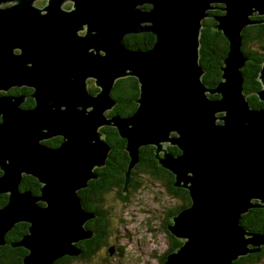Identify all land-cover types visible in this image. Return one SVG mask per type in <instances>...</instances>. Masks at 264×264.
<instances>
[{"label":"water","instance_id":"obj_1","mask_svg":"<svg viewBox=\"0 0 264 264\" xmlns=\"http://www.w3.org/2000/svg\"><path fill=\"white\" fill-rule=\"evenodd\" d=\"M29 1L13 0L9 13H0V89L34 78L43 117L34 124L36 109L23 115L20 94L0 96V193H8L0 207V245L14 223L23 221L27 232L12 244L27 250L23 264H52L78 253L75 243L90 236L84 223L93 214L86 213L77 190L105 162L109 148L99 128L107 124L125 139L129 156L122 191L141 146L158 151L170 143L181 150L158 159L190 200L166 226L183 242L162 264H233L259 253L264 233L249 230L240 218L252 208L264 210V60L254 91L263 105L252 107L243 88L247 58L241 40L244 27L264 24V18H254L264 15V0H76L74 13L49 0L42 16L24 7ZM145 2L151 7L141 10ZM211 2L222 3L217 8L223 13L209 15L207 9L216 7ZM208 16L228 41L214 87L199 80L197 49ZM84 25L85 34L78 35ZM142 30L155 35L150 48L123 45L126 35ZM35 41L43 68L23 71V55L32 53L23 44ZM15 46L21 54L10 50ZM36 57L27 60L35 65ZM126 76L137 80L136 106L126 116L107 115L115 104L110 90ZM89 79L98 87L94 93ZM58 134L63 140L57 147L39 140ZM23 173L38 179L39 193L19 188Z\"/></svg>","mask_w":264,"mask_h":264},{"label":"flooded vegetation","instance_id":"obj_2","mask_svg":"<svg viewBox=\"0 0 264 264\" xmlns=\"http://www.w3.org/2000/svg\"><path fill=\"white\" fill-rule=\"evenodd\" d=\"M49 0H31L24 3V7H32L38 15L42 16L47 13L45 6H48ZM13 0H1L0 1V13L8 14L12 5ZM56 5L59 10L64 13H74L76 10V0H56ZM141 10H146L151 7L148 2L143 3ZM255 17V16H254ZM148 22H144L143 25H147ZM86 32V25L83 28H78L77 34L82 35ZM131 37L132 46L129 47L125 43V38ZM155 39V35L148 30L138 31L132 34H128L123 39V45L131 50H146L150 48L152 42ZM24 48L30 49L32 53L23 55V60L25 59L24 66L27 67L23 71H41L43 68L42 60L36 57L42 52L41 45L38 41L31 43H24ZM15 55L22 53V49L19 46H15L10 49ZM36 57L35 65L33 61L27 60ZM34 79V78H33ZM31 79L23 80V84L20 86H11L7 90L0 89L1 95H22L23 101L19 104L20 109L23 110V115L27 111H32L36 109L34 124H42V108L37 106V100L40 95H35V90L39 85L37 81ZM90 81H87V87L91 93L92 88L95 87L93 81V87L89 86ZM113 87V86H112ZM112 90V88H111ZM110 90V91H111ZM110 98L115 101L110 93ZM116 102V101H115ZM115 105V104H114ZM27 108V109H26ZM110 110L106 111L107 115H112L117 112L111 113ZM0 122L2 121V115L0 114ZM38 134V133H36ZM175 132H171L170 136H174ZM40 142L47 144L48 146L57 147L61 144L63 136L58 134L47 139H39ZM168 144L166 150L162 146L158 151L155 150L153 145H149V150L151 151L152 163L146 161H140L137 166L145 171L138 174L135 177L134 172L131 173V180L129 181L126 191H122L124 173L127 168L123 171V175L117 174L112 177L111 171L103 169V166L108 167V164H104L100 167H96L95 172H107V176L103 178L106 181L108 178L112 177L113 181L110 183L104 182L100 187L101 193L97 194L98 199H91L90 202L86 201L85 205L82 202V197L79 195V190H86L89 184L88 180L85 187L77 190V195L80 199L81 205L87 214H93L89 217L85 223L84 228L90 232V236L85 239L90 238L93 245L96 246V250L92 251L87 257L90 262L85 264H160L163 256L170 247L172 238L164 231L167 224L172 222V216L177 213L180 209L185 207V188L180 184L174 185L175 176L174 173L169 169L158 164V159L167 153L172 156H177L181 153V150L175 144ZM113 148V145L111 149ZM110 150V149H109ZM107 151V154L109 152ZM107 158V156H106ZM129 159V157L127 156ZM106 160V159H105ZM139 161V160H138ZM128 162V160H127ZM136 164L131 169L135 170ZM149 164L157 167V172L162 174L161 180L158 179L162 184H171V192H167L165 199L163 200L161 195H153L150 189L149 176ZM28 178L30 180H35V182L40 186L37 178L31 174L23 175V179ZM98 180L96 178H92ZM134 180L141 181V185L138 187V192L132 193L131 187ZM23 190H29L34 192L31 188H23ZM171 218V219H170ZM26 225L28 223L24 222ZM95 225H100L101 230L94 229ZM148 233V237L143 232ZM163 234L164 243H160V235ZM175 239V237L173 236ZM79 240L75 243L76 248L79 250L80 256L86 257V251L80 249L77 245ZM7 245V244H5ZM12 252L5 258L0 259V264H18V259H22V256L27 253V250L23 247L16 246L11 247ZM23 250L22 256H20V251ZM69 254H64L61 257ZM75 255V254H74ZM59 257V258H61ZM56 259L52 264H60V260ZM108 259V261H106ZM3 260L4 262H2ZM22 264V262H21ZM84 264V263H78Z\"/></svg>","mask_w":264,"mask_h":264},{"label":"trees","instance_id":"obj_3","mask_svg":"<svg viewBox=\"0 0 264 264\" xmlns=\"http://www.w3.org/2000/svg\"><path fill=\"white\" fill-rule=\"evenodd\" d=\"M254 18L260 19L263 16H255ZM215 22V21H214ZM244 35V42L245 45L253 42L255 45V49H244L245 54L248 56L249 59L245 62V65L242 68L243 76H244V83L243 88L245 94L250 102L251 106H259L262 104L254 91L260 88V82L257 80L258 70L260 68L261 62L264 60V24H255L249 25L244 27L243 29ZM125 43L129 47L132 46V39L131 37L125 38ZM199 62L205 68V72L202 75V79L205 82L213 83L214 85L219 80L220 69L222 62L221 60L226 55L228 42L227 39L222 36L220 31L212 30V21L208 20L207 18L202 20V25L200 29V36H199ZM247 42V43H246ZM244 45V47H245ZM243 47V48H244ZM207 70V71H206ZM96 88H92V91L95 92ZM93 92V93H94ZM111 95L113 99L116 101V105L112 106L111 113L117 112V114L121 116H126L133 112L136 103L134 102L137 95H138V86L137 80L133 76H126L115 80L114 85L111 90ZM213 96H218L214 94ZM110 110V109H109ZM101 130L103 132L104 140L109 147V152L107 154V158L105 160V164H108V167L103 166V169L110 170L112 177L116 176L117 174L123 175V171L127 166V156L128 153L124 148L125 139L121 138L116 130L115 127L112 126H102ZM113 145V148L111 149ZM149 145H144L139 148V157L138 163L140 161H146L149 163L153 162L151 158V151L148 149ZM137 163V164H138ZM136 164V166H137ZM149 176L152 180L159 181L161 180L162 174L158 173L157 167L152 164H149ZM145 170L142 168L135 167L134 172L135 177H138L139 173L144 172ZM99 177L98 180L91 179L89 181L88 187L86 190L80 189L79 195L82 197V202L85 205V202L93 199H98L97 194L101 193L100 187L106 183H110L113 181V178L110 177L106 181L103 180L107 176V172H97ZM162 184V183H161ZM141 185V181L134 180V183L131 187V191L135 190L137 192L138 187ZM165 186L166 192H171V184L164 183L162 184ZM39 185L35 182V180H30L28 178L22 177V180L19 184V188H31L34 193H39ZM185 193L188 194L187 191ZM187 198H185L186 200ZM8 201V193H0V207L6 204ZM181 210V209H180ZM241 222L252 231H259L264 233V210L261 208H252L247 213L241 215ZM28 225V224H27ZM27 225L23 221H17L14 223L13 227L7 231L4 235L5 244L0 245V259L5 258L9 255L12 250L11 247L13 243L19 241L21 236L26 234L27 232ZM167 226V225H166ZM94 229L101 230L102 227L100 225H95ZM164 231L172 238V242L168 249V252L172 251L173 248H177L181 242L180 240L174 239L173 236L170 234L169 230L164 228ZM147 237V233L143 232ZM77 245L80 247L81 250L86 251V257L80 256V253H77L73 256L65 255L61 258L60 264H78L80 263H88V256L91 254L92 251L96 250V246L93 245L90 238L86 240H82V242H78ZM166 251V253H168ZM165 253V255H166ZM23 250L20 251V256H22ZM163 256V259L165 257ZM264 257V250L259 253L250 254L248 253L246 256L239 257L237 261H234L233 264H247L249 262H255ZM161 260V263L163 262ZM4 262L3 260H1ZM108 261V259L106 260ZM18 264H21L20 259H18ZM23 264V263H22Z\"/></svg>","mask_w":264,"mask_h":264},{"label":"rangeland","instance_id":"obj_4","mask_svg":"<svg viewBox=\"0 0 264 264\" xmlns=\"http://www.w3.org/2000/svg\"><path fill=\"white\" fill-rule=\"evenodd\" d=\"M210 6H216V7H214V8H208L207 9V12L209 13V15H217V14H222L223 12L220 10V8H217V7H222L223 6V4L222 3H220V2H211L210 3ZM263 18H264V15H263ZM205 19V18H204ZM207 19L208 20H211L212 21V25H215L216 23L214 22L215 21V19H214V17L213 16H208L207 17ZM201 25H202V21H201ZM201 29V28H200ZM212 30H216V31H219V30H217V29H212ZM200 36V35H199ZM223 36V35H222ZM228 42V41H227ZM247 43V42H246ZM199 44H200V42H199ZM244 45H245V42H244V35H243V31H242V40H241V49H242V51L244 52V49H250V50H252V49H255V43H253V42H250L249 44H246L245 45V47H244ZM199 47H200V45H199ZM199 47H198V52H199ZM244 47V48H243ZM256 47H257V45H256ZM227 50H228V47H227ZM245 53V52H244ZM246 55V54H245ZM246 58L247 59H249L248 58V56L246 55ZM247 61V60H246ZM245 61V62H246ZM221 62H222V60H221ZM222 65V64H221ZM202 65H200V67H201ZM202 68H203V70H204V72H205V68L202 66ZM207 71V70H206ZM204 72L201 74V80H202V82H203V84H206V86L207 87H214V86H216V84L218 83H216L215 85L213 84V83H208V82H205L203 79H202V75L204 74ZM221 73V72H220ZM219 79L221 80V77L219 76ZM219 81V80H218ZM89 86H91V87H93V84H92V82L90 81L89 82V84H88ZM114 85V84H113ZM93 88H96V90L95 91H97L98 90V87L95 85V87H93ZM206 94L207 95H209V97H217V96H213L214 94H208L207 92H206ZM113 101V100H112ZM114 103H115V105H116V102L114 101ZM113 103V104H114ZM114 105V106H115ZM263 105V103L261 104V105H259V106H252V107H260V106H262ZM120 114V113H119ZM221 114H223V113H221ZM220 114V112L218 113L217 112V115L218 116H222ZM222 122V120L221 119H216V122ZM168 144H164V149L166 150V146H167ZM154 146V145H153ZM155 147V146H154ZM109 148V147H108ZM23 175H25V173H23ZM129 181L131 180V175L129 176V179H128ZM150 188L152 189V190H156V191H158V192H161V186H160V182H153L151 185H150ZM185 191H187L188 192V190L187 189H185ZM166 195L167 194H165V193H163L162 195H161V197H162V199L164 200L165 199V197H166ZM185 198H187L186 200H185V207H187V206H189V204H190V200H189V194H187V193H185ZM262 209V208H261ZM242 218V217H241ZM241 218H240V223L241 224H243L242 222H241ZM171 219V218H170ZM244 225V224H243ZM159 240H160V243H161V245H163V243H164V239H163V234H161L160 235V238H159ZM186 240V239H185ZM174 249V248H173ZM262 250H264V245H262V247H261V251ZM260 251V252H261ZM251 254H254V253H251ZM244 256H246V255H244ZM240 257H242V256H240ZM239 259V258H238ZM237 259V260H238ZM237 260H235V261H237ZM234 262V261H233ZM247 264H264V257L262 258V259H260V260H258V261H253V262H249V263H247Z\"/></svg>","mask_w":264,"mask_h":264},{"label":"clouds","instance_id":"obj_5","mask_svg":"<svg viewBox=\"0 0 264 264\" xmlns=\"http://www.w3.org/2000/svg\"><path fill=\"white\" fill-rule=\"evenodd\" d=\"M88 81H91V79H89ZM92 81H93V80H92ZM93 84H94V82H93ZM94 85H95V84H94ZM102 126H111V125H107V124H105V125H102ZM102 126H101V127H102ZM101 127L99 128L100 130H101ZM112 127H114V126H112ZM101 131H102V130H101ZM102 139L104 140L103 132H102ZM104 141H105V140H104ZM105 143H106V142H105ZM165 144H166V143H165ZM106 145H107V144H106ZM108 150H109V149H108ZM106 156H107V155H106ZM128 157H129V156H128ZM138 157H139V155H138ZM105 159H106V158H105ZM128 161H129V159H128ZM127 164H128V162H127ZM101 166H102V165H101ZM99 167H100V166H99ZM95 168H96V167H94V169H95ZM125 171H126V170H125ZM94 172H95V170H94ZM130 172H131V170H130ZM95 174H97V173L95 172ZM130 175H131V173H130ZM95 178H96V177H95ZM90 179H92V178H90ZM123 181H124V179H123ZM154 181H155V180H152V178H151L149 186H150ZM87 182H88V181H87ZM155 182H160V181H155ZM128 183H129V181H128ZM128 183H127V185H128ZM127 185L125 186L124 191H126V187H127ZM160 186H161V189H160L161 192H158V191H156V190H152V189L150 188V189H151V192H152L153 195L163 194V193L167 194V192H166V190H165V186L162 185L161 182H160ZM135 191H136V189H135V190H132V191L130 192V194L135 193ZM137 192H138V190H137ZM184 208H185V207H184ZM184 208H182V209H184ZM182 209H181V210H182ZM181 210H179V211H181ZM179 211H178V212H179ZM178 212H177V213H178ZM175 214H176V213H175ZM175 214H174V215H175ZM171 223H172V222H171ZM171 223H169V224H167V225H170ZM166 229H167V228H166ZM167 230H168V229H167ZM170 234H171V233H170ZM147 235H148V233H147ZM171 235L174 236L173 234H171ZM182 242H183V241H181V244H182ZM181 244H180V245H181ZM180 245H179V246H180ZM175 249H176V248H175ZM172 251H174V250L172 249ZM170 252H171V251H170ZM170 252L166 253V255L169 254ZM166 255H165V256H166ZM164 260H165V257H164V259H163V262H164ZM163 262H162V263H163ZM162 263H160V264H162Z\"/></svg>","mask_w":264,"mask_h":264},{"label":"bare ground","instance_id":"obj_6","mask_svg":"<svg viewBox=\"0 0 264 264\" xmlns=\"http://www.w3.org/2000/svg\"><path fill=\"white\" fill-rule=\"evenodd\" d=\"M198 47H199V45H198ZM242 48V47H241ZM139 50H142V49H139ZM242 50V49H241ZM197 51H198V49H197ZM198 58H199V52H198ZM223 63V62H222ZM199 64L201 65V63L199 62ZM222 66V65H221ZM201 68H202V66H201ZM204 72V70L199 74V80H200V82L201 83H203L202 82V80H201V74ZM220 72H221V70H220ZM110 93H111V91H110ZM110 93H109V95H110ZM112 108V107H111ZM111 108H109V109H111ZM27 109V108H26ZM108 109V110H109ZM219 113V112H218ZM221 113H223V112H220V114ZM221 115H223V114H221ZM215 116H218L217 115V113L215 114ZM218 117H221V116H218ZM1 119V118H0ZM217 119V118H216ZM215 123H218V122H216V120H215ZM222 123V122H221ZM36 193V192H35ZM177 240H180V242L182 241V239H180V238H178V237H176V236H174Z\"/></svg>","mask_w":264,"mask_h":264}]
</instances>
